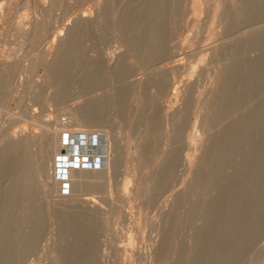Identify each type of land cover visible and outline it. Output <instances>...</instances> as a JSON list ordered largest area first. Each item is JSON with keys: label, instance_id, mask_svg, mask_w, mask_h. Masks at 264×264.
Masks as SVG:
<instances>
[{"label": "rangeland", "instance_id": "1", "mask_svg": "<svg viewBox=\"0 0 264 264\" xmlns=\"http://www.w3.org/2000/svg\"><path fill=\"white\" fill-rule=\"evenodd\" d=\"M251 1L0 0V157L20 231L7 264H264Z\"/></svg>", "mask_w": 264, "mask_h": 264}, {"label": "bare ground", "instance_id": "2", "mask_svg": "<svg viewBox=\"0 0 264 264\" xmlns=\"http://www.w3.org/2000/svg\"><path fill=\"white\" fill-rule=\"evenodd\" d=\"M50 1H52V0H50ZM219 1V0H218ZM48 2H49V0H48ZM215 2V1H214ZM40 3H42L41 2V0H40ZM195 3V2H194ZM216 3V2H215ZM214 3V5H215V8H214V12L213 13H216V12H218V10L220 9V2H217L216 4ZM247 3V2H246ZM264 5V1L263 0H252L251 2H249V3H247V6H248V10H246L247 9V7H246V5H244L245 7H246V9H244V10H246V12H249L250 13V11H252L253 12V10L254 9H256V12L254 13H252L251 12V14H256V13H258V9H257V7H260L261 5ZM37 5V4H36ZM214 5H212V6H214ZM38 6H39V3H38ZM244 7V8H245ZM38 8V7H37ZM44 8V7H43ZM47 8H49V5H48V7ZM46 8V9H47ZM264 8V7H263ZM46 9L44 10V11H46ZM38 10V9H37ZM241 11H242V9H241ZM240 11V12H241ZM262 11V10H261ZM1 12V11H0ZM5 13L7 12V11H4ZM245 12V13H246ZM39 13V12H38ZM217 14V13H216ZM242 14H244V13H242ZM248 14V13H247ZM258 15V14H257ZM217 16V15H216ZM255 16V15H254ZM37 17V16H36ZM35 17V18H36ZM254 19H256V18H254ZM221 20V19H220ZM222 21V20H221ZM250 21H251V19H250ZM38 21L37 20H33L31 23H29V26H31V28L33 29V28H36V26H35V23H37ZM218 23H219V20H218ZM38 24V23H37ZM36 24V25H37ZM35 26V27H34ZM37 27H38V25H37ZM73 28H75V26H72V27H69L68 29L70 30V29H73ZM243 29H245V31L246 30H251V29H254V31L252 30V31H250V32H248V33H246V34H244L243 36H241L240 37V48L242 49V47L243 48H245V47H249V46H251V47H255V45L256 44H259L258 43V40L261 38V42H263L262 40L264 39H262V37H264V27L261 29V27H260V29L262 30L261 32H259L260 30L258 29V27H255V26H252V25H250V26H247V27H244ZM256 29V30H255ZM32 31V30H31ZM66 37H67V35H65ZM69 37V36H68ZM60 41V40H59ZM62 43H61V41H60V43H59V47H60V45H61ZM236 44H237V41H236ZM58 46H57V48L56 49H58ZM226 46V45H225ZM230 46V45H229ZM232 46V45H231ZM235 46V45H234ZM256 47H258V46H256ZM255 47V48H256ZM57 51V50H56ZM21 67V66H20ZM241 67V66H240ZM249 67H251V66H249ZM248 68V67H247ZM23 69V68H22ZM20 70V69H19ZM24 70V69H23ZM241 70V69H240ZM246 70V69H245ZM249 71V70H248ZM250 73H252V71L250 70ZM242 76V75H241ZM250 76V75H249ZM243 85V84H242ZM241 85V86H242ZM246 86H248V85H246ZM19 87H20V85H19ZM244 87V86H243ZM241 90H242V87L240 88ZM241 92V91H240ZM23 93V92H22ZM241 94V93H240ZM102 101V100H101ZM264 102V101H263ZM103 103V102H102ZM101 103V104H102ZM100 104V105H101ZM104 104V103H103ZM53 105V104H52ZM79 108V107H78ZM49 110V109H48ZM80 115V114H79ZM23 116V115H22ZM76 116H78V115H76ZM25 118H26V116H25ZM28 119V118H27ZM25 120V119H24ZM52 120V119H51ZM24 122V121H23ZM24 127H22V129H23ZM22 129H20V131H23ZM15 131L16 130H14V134H15ZM29 131V130H28ZM27 139H30V135H28L26 132H24V133H22L19 137H15V136H13L12 138H9V140L7 141V143L9 144V145H12V144H14V143H16V142H18V141H21V140H27ZM88 142V141H87ZM4 143H6V142H4ZM60 147L57 145V146H55V148H54V152H53V156H54V160H55V157L56 156H58V155H61L60 154ZM65 152V156H67L68 157V155L70 154V153H68V151L66 150V151H64ZM2 153V150H0V154ZM3 159H2V157H0V264H7V262L10 260V256H11V254L12 253H15V251H16V243L18 242V237H19V235H18V233L20 232H18V228H19V226H18V213H19V211H18V206H16V200H15V198H16V184H15V182L13 181V179H12V176L11 175H9L7 172H6V167H5V165L3 164ZM68 163V162H67ZM190 163V162H189ZM90 170V169H89ZM89 170L87 169V170H85V169H83L82 167H81V169H80V167H79V178L81 179V178H86L87 176H88V174H91V172L92 171H90V173H89ZM87 178H89V177H87ZM86 180V179H85ZM84 181V180H83ZM40 187V186H39ZM41 190V189H40ZM84 201V200H83ZM87 201V200H86ZM45 203V202H44ZM81 203H82V201H81ZM86 203H88V204H94V205H96L95 203H91V202H85L84 204L86 205ZM83 204V203H82ZM87 204V205H88ZM58 205V204H57ZM67 205V207H69V204H66ZM74 205H77V203H75L74 202ZM74 205H72L71 204V206L73 207ZM46 206V205H45ZM61 206V205H60ZM65 205H62L61 206V208L62 207H64ZM78 206H79V204H78ZM48 207V206H47ZM58 207V206H57ZM66 207V208H67ZM81 207H82V205H81ZM81 207H79V208H81ZM84 208H85V206H83ZM91 207V206H90ZM89 207V208H90ZM95 208H97V212H98V210H99V208L98 207H96V206H94ZM92 208V210L93 209H95V208ZM50 208V207H49ZM74 208V207H73ZM76 208V207H75ZM75 208L73 209V211H75ZM58 209H59V207H58ZM58 209H57V211H58ZM65 209V208H64ZM72 209V208H71ZM83 209V208H82ZM82 209H81V212H82ZM87 209H88V207H87ZM87 209H86V211H87ZM52 210V209H51ZM55 210H56V207H55ZM64 211V210H63ZM66 211V210H65ZM71 211V210H70ZM88 211H90V213H91V210H88ZM67 212V211H66ZM79 211L76 209V213L79 215V213H78ZM81 212H80V215H81ZM83 212H85L84 210H83ZM94 212V211H93ZM96 212V213H97ZM57 213V212H56ZM55 213V214H56ZM88 213V212H87ZM95 212H94V214H96ZM83 214V213H82ZM86 213H84V215H85ZM57 215V214H56ZM83 215V216H84ZM89 215V214H88ZM90 215H92L91 217L93 218V214H90ZM90 215L88 216L89 218H90ZM52 216V215H51ZM54 216V215H53ZM82 216V217H83ZM50 218V217H49ZM49 218H47V219H49ZM53 218V217H52ZM80 218H81V216H80ZM83 218H86V216L85 217H83ZM88 218V219H89ZM54 219H55V217H54ZM82 219V218H81ZM87 220V219H86ZM54 222V221H53ZM52 225V224H51ZM55 225V224H54ZM84 232V230H85V228H84V230H83V228L82 229H79V232H81L82 233V231ZM78 232V233H79ZM85 233H86V230H85ZM87 233H88V231H87ZM85 236H88V235H85ZM60 242V241H59ZM86 245V244H85ZM84 245V246H85ZM88 246V245H87ZM82 247V246H81ZM85 250V249H84Z\"/></svg>", "mask_w": 264, "mask_h": 264}]
</instances>
